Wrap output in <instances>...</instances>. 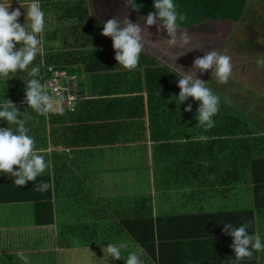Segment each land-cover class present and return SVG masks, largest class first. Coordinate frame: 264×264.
<instances>
[{
	"label": "crops",
	"instance_id": "obj_1",
	"mask_svg": "<svg viewBox=\"0 0 264 264\" xmlns=\"http://www.w3.org/2000/svg\"><path fill=\"white\" fill-rule=\"evenodd\" d=\"M31 2L0 0L20 10L21 26ZM38 2L45 13L36 57L41 72L51 66L74 77L80 96L72 110L59 103L44 116L29 114L22 80L28 70L0 77V103L10 100L27 113L28 134L49 164L22 188L0 173V264H24L20 252L30 264H125L131 252L143 264H264V247L236 261L233 238L221 223L250 222L249 234L264 245V37L245 41L260 48L257 64L247 68L250 77L230 76L221 84L211 69L196 73L220 97L215 126L205 130L195 118L199 102L178 101L175 65L187 73L204 53L225 54L231 26L241 20L180 27L199 50L174 65L146 49L127 71L118 67L102 24L128 12L143 28L146 19L139 18L147 15L126 8L125 0ZM149 31L153 41L168 38L156 25ZM188 105L191 112L184 110ZM237 115L241 129L249 130L238 147ZM7 126L15 131L0 121V128ZM201 135L215 145L205 149V141L195 139ZM41 181L51 185L44 193L33 188ZM109 243L127 245L121 260L103 252Z\"/></svg>",
	"mask_w": 264,
	"mask_h": 264
},
{
	"label": "clouds",
	"instance_id": "obj_2",
	"mask_svg": "<svg viewBox=\"0 0 264 264\" xmlns=\"http://www.w3.org/2000/svg\"><path fill=\"white\" fill-rule=\"evenodd\" d=\"M129 5L133 10L140 11V6L135 0H125V7ZM154 9L155 11L149 13L146 18H139L141 21L146 19L143 28L139 22L130 21L128 12L102 24L101 35L112 40L114 59L123 70H134L139 64L141 53L146 49L168 56L174 65L179 57L199 50L198 46H193V34L180 28V23L185 21L186 17L177 12L174 0H154ZM25 14V24L21 26L18 23L20 10L10 11V5L0 3V77L7 80L17 71L28 70L37 55L42 52V40L39 35L44 31L45 13L38 0H32ZM153 25L157 26V33L166 31L168 38L157 35L153 41L152 33L149 31ZM175 67L179 70L178 101L180 104L188 98L198 101L199 108L195 117L198 121L197 126L205 130L213 128L215 126L213 117L219 111L220 97L207 86V83L198 79L196 73L203 74L211 69L212 77L221 84L227 83L233 68L231 57L211 50L202 57L195 58L192 69L187 73L182 67L176 65ZM39 71L38 66L31 67L28 71L31 79L26 83L24 103L38 115H46L53 105L61 103V100L54 99L49 94L48 86L38 78ZM184 110L191 112L192 106L188 105ZM26 118L27 113L21 114L10 100L4 99L0 103V121L16 126L15 131L8 126L0 128V173L13 177L12 183L21 188L29 182L36 181L49 167L44 156L40 154L43 150L35 148V140L28 134ZM195 139L206 141L208 137L201 135ZM50 187L49 183L43 181L33 185L34 190L41 193L48 191ZM221 223H224L225 234L233 238L230 247L236 261L251 259L254 251L264 247L259 235L249 234L247 229L251 226L250 222L243 221L236 227L223 221ZM126 248L127 245L124 243H109L103 252L115 260H121L122 249ZM18 256L24 264H30L23 252L18 253ZM124 261L125 264H143L137 252L129 253Z\"/></svg>",
	"mask_w": 264,
	"mask_h": 264
},
{
	"label": "trees",
	"instance_id": "obj_3",
	"mask_svg": "<svg viewBox=\"0 0 264 264\" xmlns=\"http://www.w3.org/2000/svg\"><path fill=\"white\" fill-rule=\"evenodd\" d=\"M247 0H174V4L176 6L177 12L179 14H183L186 19L182 23H180V27L183 28H193L204 22L209 21H229V22H239L241 20V15L244 10L245 4ZM135 3L140 6V11L148 15L151 12H154V0H135ZM38 66L41 68L39 59L36 58L33 61V64L29 66L28 71H30L31 67ZM27 71L26 77L22 79L23 81L28 82L31 77H29ZM167 73L172 77V80L176 79L174 73ZM41 82L43 83L42 72L41 69L39 71V77ZM178 81V80H177ZM28 113L36 114V112L32 111L29 106ZM44 116V115H42ZM235 121L237 125V130L235 131V145L236 147L242 146L243 141L245 139V134H249V130H242L243 120L239 115L235 116ZM213 137H209L205 142V149L212 147L215 145L214 139H210ZM190 140V139H189ZM194 143L190 144L192 146ZM198 144V143H197ZM256 179V178H255Z\"/></svg>",
	"mask_w": 264,
	"mask_h": 264
},
{
	"label": "rangeland",
	"instance_id": "obj_4",
	"mask_svg": "<svg viewBox=\"0 0 264 264\" xmlns=\"http://www.w3.org/2000/svg\"><path fill=\"white\" fill-rule=\"evenodd\" d=\"M241 16L239 24L236 27L231 26L232 40L228 42L229 48L225 51L226 55L234 56L231 76L237 79L244 78V75L250 77L247 68L257 64L259 59V44L256 47L253 45L264 37V0H247ZM250 39L257 41H253V44L245 42Z\"/></svg>",
	"mask_w": 264,
	"mask_h": 264
},
{
	"label": "built area",
	"instance_id": "obj_5",
	"mask_svg": "<svg viewBox=\"0 0 264 264\" xmlns=\"http://www.w3.org/2000/svg\"><path fill=\"white\" fill-rule=\"evenodd\" d=\"M43 83L48 86V91L54 99L61 100L63 107L72 110L78 99L79 91L76 88L75 78L64 71H58L51 66H43ZM65 94V97L63 96Z\"/></svg>",
	"mask_w": 264,
	"mask_h": 264
},
{
	"label": "water",
	"instance_id": "obj_6",
	"mask_svg": "<svg viewBox=\"0 0 264 264\" xmlns=\"http://www.w3.org/2000/svg\"><path fill=\"white\" fill-rule=\"evenodd\" d=\"M63 96L65 97V94Z\"/></svg>",
	"mask_w": 264,
	"mask_h": 264
}]
</instances>
